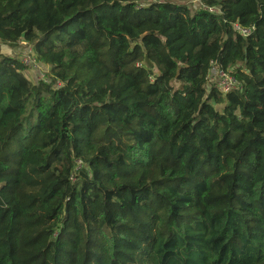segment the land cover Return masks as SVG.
Masks as SVG:
<instances>
[{"label": "trees", "instance_id": "1", "mask_svg": "<svg viewBox=\"0 0 264 264\" xmlns=\"http://www.w3.org/2000/svg\"><path fill=\"white\" fill-rule=\"evenodd\" d=\"M200 2L0 0V264H264V0Z\"/></svg>", "mask_w": 264, "mask_h": 264}, {"label": "rangeland", "instance_id": "2", "mask_svg": "<svg viewBox=\"0 0 264 264\" xmlns=\"http://www.w3.org/2000/svg\"><path fill=\"white\" fill-rule=\"evenodd\" d=\"M173 3L177 4H187L191 9L199 8L202 6L200 0H168ZM32 49V46L29 45L27 42L22 40L17 48H12L7 45H2L0 43V50L7 55L10 56H16L21 58V60L24 62L26 66H28V69L26 71L27 77H29L32 81L34 82H40L42 80H50L49 79V68H47L45 65L42 63L36 62L35 65L33 63H30L29 59V52ZM212 83V82H211ZM215 86V83H213ZM218 89V88H217ZM220 108V106H218Z\"/></svg>", "mask_w": 264, "mask_h": 264}, {"label": "built area", "instance_id": "3", "mask_svg": "<svg viewBox=\"0 0 264 264\" xmlns=\"http://www.w3.org/2000/svg\"><path fill=\"white\" fill-rule=\"evenodd\" d=\"M205 8L213 13L220 12V9L217 7H205ZM234 28L244 37L251 35L255 31V27L247 28L239 25L238 23L234 24ZM29 59H30V63H33L34 65L36 62H38L33 49H31L29 52ZM209 80L210 82H212V84L215 83V87L218 88V90L222 92L223 95H226L228 92L232 91L239 85L237 78L230 71L221 68L216 63L212 64ZM45 81L48 82V80Z\"/></svg>", "mask_w": 264, "mask_h": 264}, {"label": "water", "instance_id": "4", "mask_svg": "<svg viewBox=\"0 0 264 264\" xmlns=\"http://www.w3.org/2000/svg\"><path fill=\"white\" fill-rule=\"evenodd\" d=\"M146 62L148 63V65H149L150 67L153 66V63L150 61V59H149L148 57H146Z\"/></svg>", "mask_w": 264, "mask_h": 264}]
</instances>
